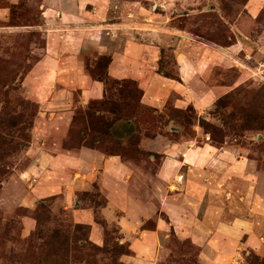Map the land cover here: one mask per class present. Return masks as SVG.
I'll return each mask as SVG.
<instances>
[{"label": "rangeland", "instance_id": "obj_1", "mask_svg": "<svg viewBox=\"0 0 264 264\" xmlns=\"http://www.w3.org/2000/svg\"><path fill=\"white\" fill-rule=\"evenodd\" d=\"M186 1L187 3L179 4L176 9L178 12L173 11L176 13L171 21V26L183 34L180 41L185 44L184 54L190 55L196 63L210 62L215 55L206 59L204 57L208 54L201 48L211 47L218 56L228 59L221 60L217 57L213 60L217 65L209 68V79L202 66L200 82L189 84L193 85L191 88H182L184 95H171L162 108L155 109L156 112L146 106L144 109L136 108L131 111L129 118L115 123L109 129L103 127L110 137L103 141L100 139L101 144L112 146V153L123 154V158L119 157L122 163L135 172L128 176L122 190L129 194V201H140L146 208L141 233L144 230L155 231L157 221L164 224L165 229L160 230L158 238L151 240L154 246V264H214L212 252L203 255L202 245L179 236L176 228L171 226L168 211H163V208L176 202L188 203L191 207L194 203L200 204L202 211L211 204L213 214H217V208L224 211L232 207L235 216L241 215L248 219L246 221L255 220L257 228L251 237V245L239 250L240 255L233 256L232 253L226 261L219 264H254L256 260L257 263H262L264 0ZM50 2H54V6ZM55 4V0H0V264H22L15 257L23 252L24 241L36 231V215L43 225V221L49 219L69 226L84 225L75 217L83 209L92 211L94 224L101 231L100 239H104L100 247L105 245L107 253L99 254L96 260L99 264H113L112 252L119 249L120 256V247L124 244L120 241L118 225L114 222L109 224L101 214L112 193L111 182L103 176L104 168L97 166L98 168L92 169L90 179L84 181L75 175L79 165L70 161L71 166L62 172L65 186L59 192L51 190L44 193L42 190V181L46 178L50 182L58 174L55 172V175H50V162L35 155V151L55 148L59 152L74 155L87 149L68 151L63 148L69 130L47 136L45 144L41 141L43 130L39 127L38 119L41 118L42 110L38 99L44 98L47 91L54 89L53 86H47L48 77L42 64L46 56V31L49 28L42 14L47 8L56 9ZM238 40L242 45L229 53L227 49L234 47ZM147 41V38L144 41L139 38L136 40L138 44H147ZM177 43L179 42L173 37L165 39L161 44L156 42L157 47L161 48L159 58H155L158 64L156 72L164 79L170 80L166 76H178L181 79L176 59L179 50ZM100 59L101 56L96 51L82 56L84 74L92 81L95 80L90 71L97 78L105 75L106 65H99ZM177 82L181 83V80ZM211 88L222 94L209 101L205 94ZM106 90L107 101L121 104L126 100L123 81L110 78ZM73 101L74 111L85 117L86 109H81L80 105V89L73 92ZM178 102L180 107H177ZM127 120L132 121L130 126L127 125ZM206 144L214 149L236 151L244 157L246 171L254 176L250 181L251 194L233 179L228 182V188L237 186V190L242 189L241 194H232L223 187L218 194H212L211 200L209 193L204 197V193L198 190L197 193L188 192L192 182L191 171L184 163L183 155L186 150L181 145L198 149ZM95 152L109 158L100 151ZM211 155L205 154L204 157L212 160L214 155ZM85 168L87 167L83 164L81 169L85 171ZM76 178L78 182H75L71 189L73 191L69 194L66 184ZM81 181L84 184H80ZM41 193L44 194L42 199ZM252 194L258 199L256 214L252 212L251 202H247ZM241 196L246 198L245 202L240 200ZM199 217L206 218L203 212ZM46 226L49 228L51 224ZM92 228L91 226V234ZM91 234L90 241L94 243ZM246 239L241 243H246ZM129 246L126 243L125 250ZM140 246L143 248L144 244L140 242ZM226 246L231 245L226 243Z\"/></svg>", "mask_w": 264, "mask_h": 264}, {"label": "crops", "instance_id": "obj_2", "mask_svg": "<svg viewBox=\"0 0 264 264\" xmlns=\"http://www.w3.org/2000/svg\"><path fill=\"white\" fill-rule=\"evenodd\" d=\"M55 1L57 8H47L42 14L47 27H49L46 31V56L42 64L45 67L46 77H48L47 86L54 88L47 91L44 98L38 99L42 110L41 118L38 120L39 127L43 130L41 141L44 144L47 136L69 130L75 114L74 91L81 90L80 105L82 108L91 102L104 100L107 95L106 86L103 83L92 81L84 74L82 56L85 54L96 51L101 57H111L112 63L108 69L109 77L116 81L132 80L137 82L144 93L142 104L153 109L162 108L166 100L173 94L184 95L182 88L185 89L190 86L189 84L200 82L201 74L203 75L202 66L205 68L206 78L209 79L211 77L208 72L209 68L217 65L213 60L217 57L221 60L228 59L218 56L214 52L215 49H211V47L210 49L201 48L208 54L204 58H211L215 55L209 60L210 62L196 63L190 55L184 54L186 52L185 44L180 41L183 34L171 26V21L175 18L173 15L176 12L173 11H177L179 4L187 3L186 0ZM50 3L54 6V2ZM148 37L151 39L149 40ZM170 37L176 38V41L179 42L176 45L179 48L176 59L181 83L164 79L156 72L158 64L155 58L156 56L159 58L161 49L159 46L157 47L156 42L161 44ZM137 38L143 41L147 38L148 43L138 44ZM241 45L238 40L236 45L228 48L227 51L229 53L235 51ZM40 81L42 82V80ZM219 93V90L211 88L209 92H206L205 98L211 101L222 94ZM179 103L178 106L176 105L177 107H180ZM41 147L40 149H43ZM181 147L186 150L183 155L184 163L190 167L191 171L192 182L188 187L189 193H193V191L197 193L198 190L204 193V197L206 193H209L212 200V194L223 190L224 187L232 194H241L242 189L237 190V186H232L234 190L228 188V182L233 179L235 183L241 185L251 194L250 181L254 179V176L246 171L244 157L238 155L236 151H230L227 148L214 149L207 144L198 149L183 145ZM40 151H35L34 154L39 155L44 161L50 162L49 169L52 171L50 175H55V172L58 174L57 178L50 182L46 178L42 181L44 193L51 190L59 192V189L65 186L62 172L65 171L63 169L71 166L69 165L70 161L79 165L75 175L80 176L84 181L90 179L94 168L102 166L104 168L103 176H106L105 180L111 182L112 193L101 214L109 224L114 222L118 225L120 241L122 244L129 243L133 252L130 256H123L121 262L124 264H154V246L151 240L158 238L160 230L165 227H163L162 221H157L155 231L144 230L141 233L145 223L143 213L146 208L140 201L135 199L129 201V194L127 195L122 190L126 186L128 176L135 173L130 166L123 164L119 157L107 158L89 149H82L74 155L59 152L60 150L55 148ZM205 154H212L214 158L209 160L204 157ZM83 164L87 167L85 171L81 169ZM208 167L210 168L208 169ZM75 182H78V178L66 184L69 194L72 193L71 189L74 188ZM80 184H84V182L81 181ZM43 197L44 194L40 198ZM249 197L247 202H251L250 207L253 210L251 211L256 214L258 212L255 210V205L258 204V199H255L254 194ZM245 199L243 196L240 197L242 202H245ZM164 209L168 211L172 221L171 226L176 228L178 235L202 245L203 255L212 252L214 264L226 261L232 253L233 256L240 255L239 250L247 249L251 245V237L257 228L254 219V221H246L248 219H244L241 215L235 216V210L232 207L224 211L217 208V214H213L211 204L209 208L202 211L200 204L194 203L191 207L188 206V203L176 202L168 208L164 207L163 211ZM91 212L83 209L77 212L75 217L79 218L80 224L93 227L92 241L101 246L104 239H100L101 231L94 224V215ZM201 212L205 214L206 218L199 217ZM243 239H246V243H241ZM140 242L144 244L143 248L140 246ZM226 243L231 246L225 247Z\"/></svg>", "mask_w": 264, "mask_h": 264}, {"label": "trees", "instance_id": "obj_3", "mask_svg": "<svg viewBox=\"0 0 264 264\" xmlns=\"http://www.w3.org/2000/svg\"><path fill=\"white\" fill-rule=\"evenodd\" d=\"M99 61V65H106L105 75H100L97 78L93 71L88 70L95 81L107 86L110 80L108 69L112 63V59L111 57L103 56ZM159 66L161 70V64ZM166 78L180 81L178 76H166ZM123 83L125 84L126 92L124 103L109 102L105 97L102 101L91 102L88 106L81 108L86 109L85 117L75 112L69 128V135L63 142L65 150L87 148L100 151L108 157H124L123 154L112 153L113 147L104 146L100 140L102 139L103 141L104 138L110 137L109 132H105L103 127L109 129L115 123L129 118L133 109H144V105L142 104L144 93L140 89L139 84L132 80L123 81ZM151 109L155 112L157 111L153 108ZM105 115L111 117L106 118ZM86 121H88V124ZM131 124L132 121L127 120V125L130 126ZM213 131H215L214 128ZM86 135H89V137H86ZM36 216L35 219L38 223L36 231L24 241L25 249L23 252L17 254L15 257L22 264H99L96 257L99 254L107 253L104 248L105 245L100 247L90 241L91 226H69L52 219L43 221V225L40 217ZM49 224H51V227L47 228L46 225ZM39 241L41 244H39ZM120 248L122 249L120 256L118 253L119 249H115L112 252V256L114 257L113 264H124L121 262V258L133 254L130 246L127 247V250H125V244ZM254 264H264V261L257 263L256 260Z\"/></svg>", "mask_w": 264, "mask_h": 264}]
</instances>
